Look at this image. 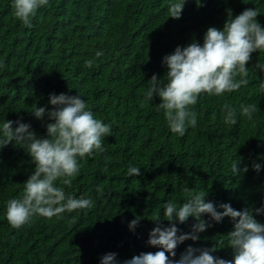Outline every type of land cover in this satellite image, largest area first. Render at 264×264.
<instances>
[{
    "label": "trees",
    "instance_id": "16d2710c",
    "mask_svg": "<svg viewBox=\"0 0 264 264\" xmlns=\"http://www.w3.org/2000/svg\"><path fill=\"white\" fill-rule=\"evenodd\" d=\"M12 2L0 0V124L20 119L45 137L51 121L31 115L32 105L51 110L49 95L66 93L80 94L112 128L104 151L81 161L71 185L56 182L66 196L90 198L95 206L51 219L34 216L20 229L9 225L7 203L21 196L34 164L14 142L0 150V264H100L109 252L123 264L141 252L158 251L147 244L152 220L163 218L167 200L184 201L182 187L208 190L207 199L218 210L224 203L236 210L264 207V93L259 90L264 71L254 67L264 65V52L254 53L246 65L247 86L198 99L197 126L183 137L170 131L158 97L141 107L152 75L166 74L163 57L193 40L202 43L209 27L222 29L226 9L235 16L257 8L264 27V0H187L179 20L168 16L170 0H49L31 26L13 16ZM97 51L103 55L96 57ZM241 103L257 105L253 119L238 113L237 124L226 125L224 105L238 109ZM237 158L248 171L234 176L231 165ZM253 162L261 164L258 173ZM130 166L141 174L129 177ZM136 217L142 219L133 233L128 225ZM254 218L264 223V214ZM195 222L190 217L178 227L187 233ZM232 228L225 218L199 241L180 245L176 258L189 245L217 244L224 248L213 254L232 259L226 237Z\"/></svg>",
    "mask_w": 264,
    "mask_h": 264
},
{
    "label": "clouds",
    "instance_id": "9594fccd",
    "mask_svg": "<svg viewBox=\"0 0 264 264\" xmlns=\"http://www.w3.org/2000/svg\"><path fill=\"white\" fill-rule=\"evenodd\" d=\"M187 0H170L168 16L179 20ZM227 2V0H225ZM49 0H13V16L26 26L37 11L47 6ZM199 4V0H198ZM226 19L222 29L209 27L203 42L193 40L187 46H177L173 53L163 57L162 64L166 74L159 78L153 74L147 82L141 107L159 98L158 110H163L168 127L173 134L183 137L189 127L197 126V112L194 110L202 95L222 96L238 91L249 84L250 68L246 67L254 53L264 52V27L257 17V8H247L238 15L226 9ZM96 57L103 55L97 51ZM94 61L87 60L86 67H92ZM3 65L0 64V67ZM256 68L264 71V65L256 63ZM264 93V83L259 86ZM47 106L33 104V115L37 120L46 116L51 122L46 126V136L38 137L31 125L22 122L4 120L0 124V150L11 143L20 145L31 157L34 171L24 183L20 197L7 203L6 218L14 229L32 222L34 216L51 219L62 217L65 212L90 209L94 202L90 198L66 196L62 187L71 185L72 178L80 174L85 157L103 152L106 137L111 136L112 125L98 119L80 94L66 93L49 95ZM258 111L256 104L241 103L239 108L224 105L223 121L226 125H236L237 115L252 120ZM213 113V119H215ZM15 125V127H14ZM242 158L234 159L231 165L234 176L248 171V166L240 167ZM257 173L261 164L254 163ZM139 167L130 166L128 176H139ZM97 192L104 194L103 185L97 186ZM185 199L178 203L174 199L163 204V218L157 216L152 222L155 227L149 232L147 244L158 251L141 252L124 260L123 264H264V223L254 217L264 214V207L242 210L234 209L230 204L219 205L207 199L208 190H195L182 187ZM207 216L209 220L202 219ZM195 223L190 232H182L178 225L185 224L189 218ZM229 218L232 230L226 235L227 248L232 250V259L214 255L219 249L195 248L189 245L177 259V249L186 241L194 243L200 240V234ZM136 217L129 222L133 233L141 222ZM167 221V226L163 225ZM100 264H120L117 253L109 252L100 258Z\"/></svg>",
    "mask_w": 264,
    "mask_h": 264
}]
</instances>
